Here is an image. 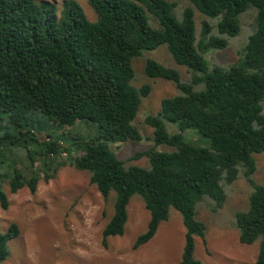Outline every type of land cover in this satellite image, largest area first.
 <instances>
[{
	"label": "trees",
	"instance_id": "trees-1",
	"mask_svg": "<svg viewBox=\"0 0 264 264\" xmlns=\"http://www.w3.org/2000/svg\"><path fill=\"white\" fill-rule=\"evenodd\" d=\"M88 1L94 21L76 0H0V112L6 115L0 121V150L11 144L27 149L31 168L18 167V161L10 173L0 168V207L10 206L6 182L12 193L23 187L35 193L41 178L49 181L70 164L89 172L105 199L116 194L102 232L104 247L109 237L124 234L128 205L139 194L150 218L134 248L152 239L175 208L187 228L181 264H205L194 254L196 237L206 236L197 205L222 207L228 188L245 177L251 186L248 207L235 213V225L241 243H258L254 264H264V184L255 178V155L264 152V0H188L192 6L180 17L169 0ZM249 9L254 23L237 60L212 62L210 51L226 49L242 33L241 15ZM196 11L204 16L200 30ZM162 45L190 78L183 80L177 68L156 59L146 60L148 77L172 81L178 90L144 118L154 145L136 157L147 156L148 166L128 165L112 145L143 139L134 120L151 91L149 84L132 82L133 60ZM29 112L54 128L75 129L85 122L96 133L89 137L74 130V140L64 146L42 128H25ZM166 122L178 131H169ZM185 131L208 143L188 140ZM19 234L16 222L6 232L0 225V264Z\"/></svg>",
	"mask_w": 264,
	"mask_h": 264
},
{
	"label": "rangeland",
	"instance_id": "rangeland-1",
	"mask_svg": "<svg viewBox=\"0 0 264 264\" xmlns=\"http://www.w3.org/2000/svg\"><path fill=\"white\" fill-rule=\"evenodd\" d=\"M76 1L84 8L90 20H96V12L88 0ZM169 1L176 4L174 12L178 17L185 7L192 6L188 0ZM195 19L200 30L204 16L196 11ZM241 21L242 33L226 49L210 51L212 62L228 64L237 60L238 48L247 41L254 23L251 9L241 15ZM148 58L177 68L183 80L190 78L187 68L174 61L166 45L152 51H143L133 60L135 78L132 82L136 86L149 84L151 91L143 99L134 120L143 134V139L112 145L128 165L148 166L147 156L136 157L138 153L145 152L154 145L153 129L145 123L144 118L148 114L157 113L162 99L174 95L178 90L172 81L148 77L145 74L144 66ZM3 116H6L5 113L0 112V121ZM26 118L25 128L35 131L42 128L41 133H50L53 138L62 139L64 146L74 140L70 135L74 130H80L89 137L96 133L95 126L85 122L78 123L75 129L69 126L54 128L38 113L29 112ZM166 125L169 131H178L176 124L166 122ZM16 133L17 130H14L13 134ZM184 133L188 140L202 145L208 143L207 138L193 131ZM158 148L169 149L164 145ZM4 153L5 157L0 159L2 172L11 171L16 161L18 167L27 166L25 168L28 172L31 171L26 164L27 149L11 144L0 150V154ZM63 155L66 156L67 153L64 152ZM255 158L258 165L255 178L264 184V152L257 153ZM5 190L10 206L7 210L0 207L1 228L6 232L10 223L16 222L20 234L9 241L11 254L3 264H181L187 228L181 213L175 208H171L168 220L160 224L152 239L134 248L137 236L147 228L150 213L143 198L139 194L133 195L128 205L129 218L124 234L109 237L108 246L104 247L102 232L113 215L116 194L112 191L105 199L96 185L91 183L89 172L66 164L49 181L41 178L35 193L28 187L12 193L7 182ZM250 191L251 186L247 179L240 177L228 188V197L222 207L212 209L206 203L197 205V218L206 224L205 240L201 237L195 239L194 254L197 259L205 264H254L258 243H241L239 230L235 225V213L248 207Z\"/></svg>",
	"mask_w": 264,
	"mask_h": 264
}]
</instances>
